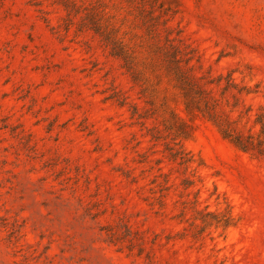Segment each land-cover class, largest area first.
<instances>
[{
    "label": "rangeland",
    "instance_id": "obj_1",
    "mask_svg": "<svg viewBox=\"0 0 264 264\" xmlns=\"http://www.w3.org/2000/svg\"><path fill=\"white\" fill-rule=\"evenodd\" d=\"M0 264H264V0H0Z\"/></svg>",
    "mask_w": 264,
    "mask_h": 264
},
{
    "label": "trees",
    "instance_id": "obj_2",
    "mask_svg": "<svg viewBox=\"0 0 264 264\" xmlns=\"http://www.w3.org/2000/svg\"><path fill=\"white\" fill-rule=\"evenodd\" d=\"M109 35L112 34L110 33ZM108 40L116 46L119 56L124 58L127 63L135 60L133 56L134 55L133 52H131L130 49L127 46H125L123 43L118 42L113 37H109ZM174 76H175L174 78L175 82L179 85L178 88L181 90L183 98L185 100L186 113L191 116H194L196 111L204 113L203 109H201L202 98L199 97L200 101H197L198 99L196 98V95L198 94L195 93V90L193 86L190 84L189 79L185 77L180 71H177L174 74ZM208 110L209 109H207V112L204 114H207L210 119L216 121L215 117H213V115H210V112ZM217 124L222 127V125L219 122ZM222 134L224 138H230L232 143L241 151L249 152L254 148V145L250 140H245L242 137L234 136L230 133L229 130H227L224 127H222Z\"/></svg>",
    "mask_w": 264,
    "mask_h": 264
}]
</instances>
